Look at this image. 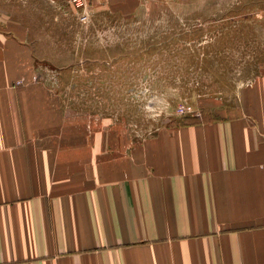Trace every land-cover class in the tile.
Instances as JSON below:
<instances>
[{"label": "crops", "instance_id": "obj_1", "mask_svg": "<svg viewBox=\"0 0 264 264\" xmlns=\"http://www.w3.org/2000/svg\"><path fill=\"white\" fill-rule=\"evenodd\" d=\"M165 1L185 0H90L86 25H136ZM69 14L68 0H0V264H264V66L231 103L146 137L66 120L50 76L64 55L42 43ZM88 37L75 55H92Z\"/></svg>", "mask_w": 264, "mask_h": 264}, {"label": "rangeland", "instance_id": "obj_2", "mask_svg": "<svg viewBox=\"0 0 264 264\" xmlns=\"http://www.w3.org/2000/svg\"><path fill=\"white\" fill-rule=\"evenodd\" d=\"M253 6L254 0L165 1L136 25L112 18L86 25L69 14V25L50 26L52 37L42 43L47 54L64 55L61 73L50 75L52 96L64 101L66 120L93 115L135 138L186 117L181 106L211 98L231 103L264 66V10ZM75 34L89 36L81 47L93 51L90 57L75 55Z\"/></svg>", "mask_w": 264, "mask_h": 264}, {"label": "built area", "instance_id": "obj_3", "mask_svg": "<svg viewBox=\"0 0 264 264\" xmlns=\"http://www.w3.org/2000/svg\"><path fill=\"white\" fill-rule=\"evenodd\" d=\"M90 0H68L70 6L77 14L78 20L82 23H86L89 19L87 13V6ZM190 110L189 106H181L178 110L180 115H184Z\"/></svg>", "mask_w": 264, "mask_h": 264}]
</instances>
